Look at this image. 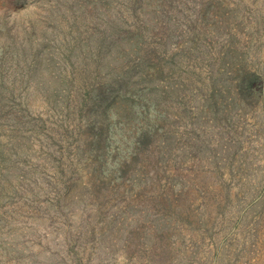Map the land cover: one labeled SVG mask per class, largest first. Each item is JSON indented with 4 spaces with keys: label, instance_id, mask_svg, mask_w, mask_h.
<instances>
[{
    "label": "rangeland",
    "instance_id": "374dc122",
    "mask_svg": "<svg viewBox=\"0 0 264 264\" xmlns=\"http://www.w3.org/2000/svg\"><path fill=\"white\" fill-rule=\"evenodd\" d=\"M0 264H264V0H0Z\"/></svg>",
    "mask_w": 264,
    "mask_h": 264
}]
</instances>
